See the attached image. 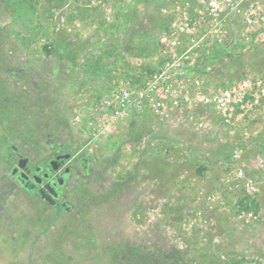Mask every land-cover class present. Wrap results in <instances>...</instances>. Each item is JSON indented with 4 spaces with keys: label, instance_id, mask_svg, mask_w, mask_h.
Returning <instances> with one entry per match:
<instances>
[{
    "label": "rangeland",
    "instance_id": "1",
    "mask_svg": "<svg viewBox=\"0 0 264 264\" xmlns=\"http://www.w3.org/2000/svg\"><path fill=\"white\" fill-rule=\"evenodd\" d=\"M10 1L0 0V264H264V0H216L217 13L211 0L151 9L136 0ZM32 5L33 17L21 20ZM122 12L134 18L125 23ZM63 38L70 56L45 50ZM102 43L116 48L103 57ZM218 46L246 57L244 66L213 63L206 49ZM149 64L169 76L163 113L133 110L97 135L76 122ZM224 89L240 102L237 123L204 101ZM46 130L89 158V172H74L64 187L68 211L9 176L7 139L37 158L45 150L28 138L41 141ZM239 137L243 146L229 156L224 147ZM200 164L208 165L204 177L195 175ZM247 197L258 200V213L237 211Z\"/></svg>",
    "mask_w": 264,
    "mask_h": 264
},
{
    "label": "built area",
    "instance_id": "2",
    "mask_svg": "<svg viewBox=\"0 0 264 264\" xmlns=\"http://www.w3.org/2000/svg\"><path fill=\"white\" fill-rule=\"evenodd\" d=\"M209 6L212 11L217 13L219 3L216 0H211ZM188 30L190 31L191 28L188 27ZM165 72V70L155 72L150 76V80L142 85H135L129 80L119 79L112 86L110 94L92 100L84 113L85 115L77 114L75 119L84 122V125L92 130V134L97 135L104 128L128 118L133 110L149 108L154 112L163 113L166 108L165 97L171 92L167 80L169 76L165 77ZM256 84L262 86V77L258 78ZM262 91L264 94V87H262ZM205 95L206 104L214 105L222 119L229 123H237L238 117L236 114L234 115V110L238 102H235L231 90L224 89L217 94ZM175 104H178L177 101ZM240 107L244 113L247 105L240 104Z\"/></svg>",
    "mask_w": 264,
    "mask_h": 264
},
{
    "label": "flooded vegetation",
    "instance_id": "3",
    "mask_svg": "<svg viewBox=\"0 0 264 264\" xmlns=\"http://www.w3.org/2000/svg\"><path fill=\"white\" fill-rule=\"evenodd\" d=\"M59 120L64 123L66 122L68 129L71 130L72 126L69 121L61 117ZM76 122L84 124L81 120H76ZM38 128L39 127H37V129ZM35 132H37L36 129ZM7 140L10 143V149H8L10 150L9 156H13V159L10 157V162H12V164L9 165V176L18 183L21 189L50 204L47 199L43 198L40 191L45 190L56 202L54 205H50L65 211L73 208L71 202L62 200L64 187L67 185L74 172L80 171L82 174L89 172V158L83 153H80V151L73 152L69 148L70 143L67 140L64 141V139L60 138L59 133L50 132L49 130L42 133L41 141L28 138V143L31 140V143L34 142L36 145H42V148L45 150V152L42 155H38L37 158L25 155L21 151V145L17 146L13 142H10L9 139ZM45 147L47 148L45 149ZM22 159L27 160V162H25V167H23V169L19 168V170L13 173L14 168L19 167V163ZM23 172L27 175L24 181L29 182L30 186H33V192L27 190L18 180L17 177Z\"/></svg>",
    "mask_w": 264,
    "mask_h": 264
},
{
    "label": "trees",
    "instance_id": "4",
    "mask_svg": "<svg viewBox=\"0 0 264 264\" xmlns=\"http://www.w3.org/2000/svg\"><path fill=\"white\" fill-rule=\"evenodd\" d=\"M18 0H15L14 2H13V0H12V2L10 3L11 5H14V3L15 2H17ZM136 1H140V2H143L144 3V5L146 6V8H149V9H151V7H149L148 5H150L151 4V2H156V1H158V2H160V3H162V1H164V0H136ZM62 1H59L58 0V4H56L55 6H57V5H59V3H61ZM123 3H124V0H123ZM126 5V4H125ZM19 9V8H18ZM122 10V8L120 9V11ZM24 11V15H26V17L24 18V16H23V18H21V20H26V21H30L29 20V16L30 17H33V12H34V5H32V6H30V7H27V9H25V10H23ZM123 11V10H122ZM149 11V10H148ZM19 13H23L20 9H19ZM53 13H50V15H52ZM124 15V19H125V23H126V20H127V17L128 18H132L133 17V15H135V14H132V12L131 13H128L127 12V14L125 15V14H123V12H122V16ZM134 18V17H133ZM157 25H158V23H159V26H161L162 27V29H166V28H168V25H169V22H168V20L166 19V18H160V19H158L157 20ZM114 24V23H113ZM161 24V25H160ZM102 25H104V23L102 22ZM118 25H120L119 23H117V24H115L114 25V27H118ZM110 27H111V25H109ZM106 30L107 29H109V28H105ZM151 28H149V30H150ZM130 30H134V31H136V32H138V28L137 27H131L130 26ZM112 31H113V29H112ZM147 31V30H146ZM145 30L143 31V33H145L146 32ZM55 40V39H54ZM52 41V42H47L46 44H44V48H45V50L46 51H48V52H52V51H56L58 48H59V51H60V54H64L65 53V55H69L70 56V54H71V49H70V47H71V42L67 39V38H63L62 40L61 39H58V40H56V41ZM69 41V42H68ZM57 45H56V44ZM112 43H114V42H112ZM102 45H103V47L101 48V55L103 56V57H105V54H107V53H109V52H113V50L116 48V46H114L113 44H111V45H105V43H102ZM53 47V48H52ZM144 47V49H146V50H149V51H151V49L152 48H150V47H148V45L147 46H143ZM211 47V46H210ZM210 47H208L207 49H206V51H209L210 49H211V51H212V55H211V57L212 58H210L211 60L212 59H214L213 60V63H217L218 64V66H223V67H225V68H228V70H230V71H233V70H235V68L236 67H243L244 66V64L246 63V61H247V58L246 57H243V56H236L235 54H233V53H231L226 47H220V46H218V47H213V48H210ZM142 48V47H141ZM54 49V50H53ZM212 49H214V50H212ZM65 50H67V51H65ZM83 50H84V46H81V47H79V49H78V51L79 52H81V53H83ZM205 51V52H206ZM99 54V56H98V59L96 60V64H100V62H101V55ZM242 55V54H241ZM62 56H64V55H62ZM111 56V55H110ZM116 56V55H115ZM117 57V56H116ZM117 58H119V57H117ZM227 59H229V61L228 62H225V60H227ZM71 60V63H72V65H74V67H78L80 64H78L79 62H77V61H74L73 59H70ZM251 60H252V58H251ZM250 63V65L252 66V68H255V66H253V63H252V61L251 62H249ZM84 66V65H83ZM79 67H82L81 65L79 66ZM145 69H144V71H142V70H140L139 72H138V74L137 75H135L134 74V81L132 82L133 84L134 83H137L138 85H140L141 83H142V81H143V74L145 73V72H147L150 76H152L155 72H156V68H157V66H155V67H152L150 64L149 65H147L146 67H144ZM259 68L261 69V67L259 66L258 67V69L257 70H259ZM253 71L255 70V69H252ZM256 70V71H257ZM239 70H237V72H238ZM234 72V71H233ZM228 78H229V76H228ZM230 78H233V76H231ZM113 88V87H112ZM111 88V89H112ZM100 97V96H99ZM98 98V97H97ZM243 144H244V139H243V137H239V138H236V140H235V142H234V146H233V144H232V146H230V145H227L226 147H224V150L227 152V154L229 155V156H232L233 155V152H234V150L237 148V147H242L243 146ZM223 150V151H224ZM11 157V159H13V156H10ZM12 164V162H10V165ZM9 167V169H10V166H8ZM8 169V170H9ZM208 170V165L207 164H200L196 169H195V175H197V176H201V177H204L205 176V174H206V171ZM235 207H237V211L239 212L240 210H245V211H254V213H258L259 212V208H260V203L258 202V200L257 199H254V198H251V197H247L246 199L245 198H240V199H238V201L236 202V205H235ZM236 261V260H235ZM237 261H240V260H237Z\"/></svg>",
    "mask_w": 264,
    "mask_h": 264
},
{
    "label": "water",
    "instance_id": "5",
    "mask_svg": "<svg viewBox=\"0 0 264 264\" xmlns=\"http://www.w3.org/2000/svg\"><path fill=\"white\" fill-rule=\"evenodd\" d=\"M25 162H27V160L26 159H22L21 161H20V163H19V167H16V168H14V171H13V173H15L17 170H19V168L21 169H23V167H25ZM27 177V175L23 172V173H21L17 178H18V180L20 181V183L27 189V190H29L30 192H33V186H30V183L29 182H25L24 181V179ZM41 191V193H42V196H43V198L44 199H47L49 202H50V204H52V205H54L56 202H55V200L53 199V197L51 196V195H49V194H47L46 192H45V190H40ZM66 204V203H65Z\"/></svg>",
    "mask_w": 264,
    "mask_h": 264
}]
</instances>
